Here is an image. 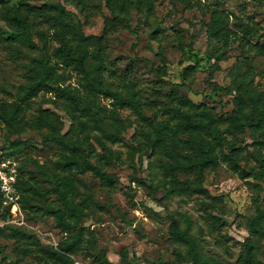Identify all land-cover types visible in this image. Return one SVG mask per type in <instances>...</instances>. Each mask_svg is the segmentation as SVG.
<instances>
[{"label":"rangeland","instance_id":"rangeland-1","mask_svg":"<svg viewBox=\"0 0 264 264\" xmlns=\"http://www.w3.org/2000/svg\"><path fill=\"white\" fill-rule=\"evenodd\" d=\"M59 1L81 20L85 34H101V56L106 66L104 78L111 88L121 90L123 95L134 93L140 112L151 119H167L163 107L170 104L169 93L184 94L194 102H206L216 115L224 117L231 114L233 92L216 89V86L229 85L230 69L237 62L245 68L248 60L253 68L256 89H264V55L248 50L249 44L242 37L246 26L252 27L257 34L264 30V0H152V13L146 12L145 7L142 10L129 9L131 29L107 27L105 32L104 16L108 11L103 0H96L99 5L90 11L88 19H84L71 4ZM28 2L37 5L42 0ZM213 6L228 14L227 27L237 32L236 36L230 35L223 58L217 62L206 56L208 8ZM155 28L156 38L152 37ZM256 37L246 36L250 41L262 42ZM50 46H55V43L50 42ZM18 50L14 44L0 41V98L6 100L17 97V86L23 82L22 71L27 58L23 50ZM187 64H193V68L188 78L183 80L181 72ZM76 80V74L72 73L68 81L84 94L85 90ZM173 83L182 84L174 86ZM111 100L104 94L98 95L103 108L101 122L104 127L112 128L110 120L118 115L124 124L121 136L114 141L103 139L105 156L101 154V147L90 139L94 144L90 160L101 165L106 172L114 173L116 179L107 184L90 171L80 172L76 168L57 173L69 180L73 192L78 190L75 201L85 212L80 244L87 256L83 252L78 254L96 262L95 253L104 249L112 264H189L178 255L184 252L185 245L174 241L168 231L170 221L175 218L179 228L186 226L197 239L205 256L237 264L241 240L246 234V217L255 212L252 197L258 194L259 207L264 208V173L260 179H253L246 176L244 170L259 168L258 157H264V145L256 146L253 142L256 135L243 127L233 138L235 146L241 147L236 154L239 167L233 169L222 159L221 152L228 151L223 143L217 147L219 163L204 169L201 185L208 190V195L192 191L164 196V188L173 179L163 174L159 165L171 158L169 152L166 149L145 151V131L149 130L146 121L141 119L136 109L119 107ZM39 106L48 107L59 115L63 122L61 131L68 129L70 119L60 99L51 92L41 91L31 99L27 115ZM227 125L226 121L220 122L221 129ZM89 134L101 136L95 129ZM16 136L26 139L27 146L22 152L6 155L8 140ZM224 136L226 140L232 137L222 132L223 142ZM57 148L52 142L41 141L37 130L26 128L17 134L0 123V158L5 159L4 162L10 160L15 164H25L42 189L49 190L52 186L26 160V155L34 157L52 173V160L57 157ZM136 178L144 181L139 183ZM175 179L186 181L190 186L197 181L195 174L189 171L175 172ZM149 185L156 186L155 191ZM85 194L94 201H82ZM55 197L54 193L47 192L48 199ZM21 212L27 223L22 226L36 231L41 245L53 244L65 236L51 215L23 208ZM253 240L259 244L256 257L264 261V234L254 236ZM17 246L29 250L22 252ZM53 259L33 248L29 240L0 236V264H12L13 261L15 264H58Z\"/></svg>","mask_w":264,"mask_h":264},{"label":"trees","instance_id":"trees-1","mask_svg":"<svg viewBox=\"0 0 264 264\" xmlns=\"http://www.w3.org/2000/svg\"><path fill=\"white\" fill-rule=\"evenodd\" d=\"M64 1L74 6L84 19H88L90 11L99 5L96 0ZM103 6L108 11V15L104 16L103 32L107 27L115 29L121 26L131 29L130 8L142 10V7H145L149 13L153 10L152 0H103ZM208 12L206 56L217 62L223 58L224 47L230 35L236 36L237 32L227 27L228 14L224 10L213 6L208 8ZM155 32L156 28L152 32L154 38L157 36ZM255 35L257 39L261 38L262 42L246 38ZM242 37L249 44L248 50L253 49L256 54L264 55V30L257 34L252 27L246 26L242 30ZM0 41L14 44L18 51L25 52L27 58L22 71L23 82L17 86V97L11 100L0 98V123H3L7 130L17 134L26 128L37 130L41 141L52 142L58 146L57 157L52 160V173L34 157L26 155V160L32 167L51 184L52 188L49 190L40 188L33 172L25 164H15L17 201L20 208L51 215L59 230L66 233L56 242V246L47 243L41 245L36 231L7 221L10 212L7 206L2 204L0 194V219L3 222L0 223V236L29 240L33 248L54 258L55 263L73 264V255L89 264H112L105 256L104 249L95 253L96 262L78 254L83 252L80 242L84 232L82 220L85 212L82 205L75 201L78 190L73 192L69 180L57 174L76 168L80 172L90 171L107 184L116 179L114 173L106 172L101 165L90 160L94 151V144L90 139L101 147V154L105 156L107 154L103 139L118 140L124 127L122 118L118 115L112 116L110 120L112 128L104 127L100 118L103 108L98 101L99 94L110 97L114 105L129 106L138 111L141 119L149 126V130L145 131V151L166 149L169 152L171 158L159 165L162 173L173 179L172 183L164 188V196L192 191L208 195V190L201 185L204 169L213 168L219 163L217 147L223 143L227 145L228 151L221 152L222 159L233 169L239 167L236 154L241 151V147L235 146L233 138L243 127L256 135L253 138L256 146L264 145V89H256L253 83V68L248 60L245 68L240 62L233 65L228 86H216V89L233 92L231 114L224 117L216 115L206 102H194L184 94L169 93L170 104L163 107L167 119L159 121L140 112L139 101L134 97V93L123 95L121 90L109 86L103 76L106 66L101 56V34H85L81 20L59 0H42L37 5L29 3L28 0H16L14 3L0 0ZM50 42H54L55 46L51 47ZM192 68L193 64L183 67V80L188 78ZM72 73L76 74V81L85 90L84 94L78 86L68 81ZM181 84L173 83L174 86ZM41 91L51 92L65 105L70 119L66 131H61L62 120L48 107L39 106L35 112L27 115L26 110L31 99ZM223 121L228 123L225 129L220 128V122ZM92 129L99 130L101 136L89 134ZM222 132L223 135L230 134V140H226L224 136L223 142ZM27 144L26 139L16 136L8 140V150L5 154L22 152ZM2 161L5 159L0 158V162ZM258 162L257 170H244V174L253 179H260L264 173V157H258ZM177 171L194 173L197 181L190 186L186 181L175 179ZM136 180L139 183L144 181L141 178ZM149 187L152 191L156 189V186ZM47 192L54 193L55 199H48ZM258 198V194L252 197L255 212L246 217V234L241 240L237 264H264V261L256 257L255 251L259 244L253 240L254 236L264 234V208L259 207ZM81 200L94 201L89 194H85ZM7 229L9 232L6 233ZM168 231L174 241L185 245L184 252L178 255L189 264H227L218 258L205 256L197 239L189 233L186 226L179 228L177 219L170 221ZM17 249L22 252L29 250L22 246H17ZM83 255L87 256L85 252Z\"/></svg>","mask_w":264,"mask_h":264},{"label":"built area","instance_id":"built-area-1","mask_svg":"<svg viewBox=\"0 0 264 264\" xmlns=\"http://www.w3.org/2000/svg\"><path fill=\"white\" fill-rule=\"evenodd\" d=\"M17 168L14 162H0V194L2 196V204L7 206L10 216L7 220L10 223L16 225H26L27 223L23 219L21 208L16 198L15 179ZM53 246H56V242H53ZM73 264H89L79 258L73 256Z\"/></svg>","mask_w":264,"mask_h":264}]
</instances>
